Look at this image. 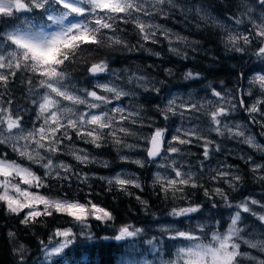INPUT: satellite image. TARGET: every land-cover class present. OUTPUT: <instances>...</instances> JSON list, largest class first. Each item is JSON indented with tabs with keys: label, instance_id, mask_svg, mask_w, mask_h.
I'll use <instances>...</instances> for the list:
<instances>
[{
	"label": "snow or ice",
	"instance_id": "6c2138e0",
	"mask_svg": "<svg viewBox=\"0 0 264 264\" xmlns=\"http://www.w3.org/2000/svg\"><path fill=\"white\" fill-rule=\"evenodd\" d=\"M145 3L146 0H137V4ZM176 4L178 0H161L159 7L151 5L143 10L131 8L126 11L124 0H0V146L9 147L20 158L31 163L35 161L48 173L41 177L31 167L0 152V202L6 205L8 212L17 215L27 209L22 220L25 224L35 222L41 216L48 217V209L51 208L55 213L71 218L74 226H78L79 231H74V227H57L47 242L40 241L41 250L51 258L48 261L50 264H105L103 258L97 256V251L106 245L95 242L98 237L90 229V219L114 230V234L103 237V241H131L133 245L142 242L148 245L145 251L152 252L156 257L154 260L132 259L127 264H157V260L158 264H241V242L249 249L264 246V227L253 224L249 229L245 224V214H250L264 226V212L253 208L259 206L264 210V202L247 197L233 205L224 188L215 187L210 191L199 183L201 177L196 172L191 168L184 171V165L178 163L177 159L182 160L185 156V150L179 146L202 141L199 146L203 148V160L199 163L203 174L205 161L211 155V146L215 145L217 152L221 150V145L204 133L205 127L210 129L208 133H215L219 137L231 135L239 143L264 154V145L257 142L256 136L247 130L246 125L229 121L230 114L240 108L249 114L253 124L264 129V68L259 71L250 69L254 72L251 76L241 70V78L247 84L237 88L235 93L217 90L212 83L205 86L206 96L201 99L193 100L190 96L185 100L168 92L161 96L160 103L153 106L165 125L156 126L153 118L148 117L146 126L152 131L140 135L128 125L145 126L142 115L144 105L134 102L136 91L116 82L123 78L118 70L110 69L108 59L95 60L86 67L85 72L91 78L92 87L80 86L79 80L69 72L70 68L81 63L80 53L104 49L105 41H112L115 50L151 51L144 43L139 44V49L136 45H130L123 35L126 29L121 25H134V31L141 41L157 44L160 42L158 36H162L168 42L170 52L181 51L175 44H188V37L172 32L163 24L153 25L157 16L168 19ZM210 7L202 2L196 10L211 20ZM235 7L239 15L233 13L228 16V24L234 21L236 26L243 24L244 29L237 31L227 26L225 35L220 37L225 51L245 54L251 51L264 64V0H238ZM133 20L137 22L133 24ZM193 44L195 52L201 50L198 47L200 43L193 41ZM83 62L89 63L87 60ZM103 74H108L112 79H101ZM189 79L199 80L201 73H190ZM16 81L26 88L23 104L12 92V85ZM126 83L135 84L143 92L160 95L162 87L157 85H163L165 81L133 72L127 76ZM208 92L215 99H208ZM237 94L253 98V102L248 105L245 99H239L238 104L233 103ZM122 98L132 99L126 106ZM114 101L119 103L114 104ZM29 111L34 113L31 128L25 126V116ZM196 113H202L206 119H201L200 125L175 127L171 139H168L171 117L179 115L182 121L200 119L195 116ZM70 130L77 139L96 148L110 141L118 147L137 149L141 147L140 144H128L124 137L134 136L143 140L147 145L143 148L146 159H138L135 163L141 168L146 163L156 165L158 170L153 173L152 185L159 186L165 199L171 192L173 200H185L186 188H203L204 196L209 200L218 196L226 209L235 207L236 211L229 212L225 219L222 211H213L219 208L216 203L207 209L212 213L208 217L204 216L206 206L202 204L173 206L167 212L171 220L161 222L154 219L159 225L160 236L145 240L146 230L142 227L132 223L119 227L108 224L114 220L113 214L91 199L86 203L65 198L50 200L46 195L31 191L32 188H41V179L67 181L70 174L82 184H88L87 174L74 172L72 165L55 159L63 152L64 142L73 140ZM261 135H264V131ZM68 154L82 165L100 163L95 157H90L86 149L74 145ZM120 158L125 161L129 159L123 155ZM239 158L249 165L254 178L264 183V162H256L251 155H241ZM157 160L160 162L157 163ZM103 166H108L107 161L103 162ZM213 172L215 174L210 175L209 179L222 181L232 191H236L243 179L233 170V165L227 163H220ZM98 179L106 180L110 186L114 184L124 191H127L128 185L141 188L135 174L118 172L112 177L101 176ZM137 200L147 207V201L139 196ZM41 205L42 209L39 207ZM152 215L155 218V213ZM218 215L220 219H217ZM196 219L214 223H198L194 227L189 223V227L184 228L185 221ZM165 236L166 241L163 239ZM80 237L93 242L81 246L77 243ZM136 255L143 256V253Z\"/></svg>",
	"mask_w": 264,
	"mask_h": 264
},
{
	"label": "trees",
	"instance_id": "16d2710c",
	"mask_svg": "<svg viewBox=\"0 0 264 264\" xmlns=\"http://www.w3.org/2000/svg\"><path fill=\"white\" fill-rule=\"evenodd\" d=\"M183 0H178V3H182ZM193 3H197L198 0H192ZM204 3L211 5L209 8L212 19H218L221 21H227V17L233 13H237L235 4L238 0H203ZM239 13H237L238 15ZM191 19V16H190ZM211 19V20H212ZM211 20L207 24L204 21H197L201 24L200 28L194 27L189 21L184 20L183 15L179 9H173L168 19L157 16L153 22L163 24L166 28L172 32L178 33L182 36L188 37L189 40H198L201 50L193 52L190 48H184L179 42H176L175 46L179 47L182 51H187L188 58L180 59L169 51V45L162 36H158L159 43L152 44L151 42L141 41L140 37L136 35L134 31V25H121L125 28L123 33L124 38L130 45H136L139 49V44L144 43L145 47L151 49V51L159 52L160 56L150 55L143 49L136 51L125 50H107L98 49L93 52L80 53L81 63L76 64L73 68L69 69V72L79 80L80 86L92 87L91 78L86 75V67L90 66L91 62L95 60L105 58L109 60L110 69L118 70L121 77V81L117 83H123L126 88L136 91L137 95L134 102L144 105L142 115L145 118V126L141 127L137 125H128L132 131L140 134H150L152 129H149L146 125L149 122L148 117H152L156 126H164L165 122L163 118L153 108L155 104L160 103L161 96L166 95L168 92L175 93L177 91L182 92L186 90H195L196 94H200L201 90H205V86L208 83H212L217 90H229L230 93H235L237 88L246 86L247 81L241 78V70L248 75L254 73L250 69H260L263 64L255 56L251 54V51L245 53H235L225 51L224 45L220 40L221 36L225 35L224 31L216 28L213 29ZM228 22V21H227ZM243 25V24H242ZM95 47V46H92ZM87 60L89 63L85 64L83 61ZM171 69L174 73L173 76L165 75V69ZM191 69L195 72L201 73V79L193 81H182L181 75L186 70ZM127 70V71H125ZM147 75L154 78L157 81H165L163 85H157L162 87L160 95L155 93L143 92V89H137L135 84L127 85V76L131 73ZM101 79H112L108 74H103ZM76 80L73 82L75 83ZM223 82V83H221ZM98 93L99 89H96ZM12 92L17 100L23 104L24 94L26 93L25 86L21 85L19 81H16L12 85ZM237 104L239 99H245L248 105L250 104V98L236 95ZM132 98H122L125 104H129V100ZM201 114V113H198ZM178 116V115H177ZM177 116L171 117L170 130L167 133L172 132V126L176 123ZM34 113L29 111L25 116V126L32 127V119ZM204 119H206L204 117ZM229 119H237L255 130L257 136H259L264 129H261L259 125L253 124L249 120V114L243 109L238 108L235 113H231ZM200 119L196 121L200 124ZM203 127V125H202ZM204 133L209 135L216 143L221 145L219 152L215 151V145L211 146V155L208 161H205V167L203 174H201V166L199 161L203 160V148L199 146L201 142H194L191 145H181L185 150V156L180 161L184 168H191L196 172L199 177V183L205 185L210 191L213 189L214 183H210L208 172H212L210 169L213 164L227 163L233 165V170L237 171L242 176V182L237 185L236 191H232L227 185L220 183L219 187L225 189L229 195L230 202L235 205L239 201L244 200L247 197L261 200L264 202V183L257 181L249 169V165L245 164L244 160H241L238 155L244 156L251 155L256 162H264V154L254 151L249 148L248 145L239 143L236 139H227V137H219L215 133H208L206 127ZM73 140L71 142L65 141L64 150L58 154L55 159L63 160L73 166V171L80 174H87L89 177L88 184H82L75 176L70 174V179L67 181L55 180L52 178H45L46 183L49 185L47 188H41L40 192L45 195H55L57 197L65 199H75L82 203H86L91 199L94 203L99 204L101 207L109 210L114 220L109 221L108 224H114L119 227L125 223H132L138 227H142L146 230L145 237L160 236L157 230L152 229V225H157L154 222L159 220L161 222L172 219L167 216V212L173 206H189L191 204H202L205 210L211 208L212 204H219L218 209L213 211H222L225 214L227 210L224 207L223 201L220 197L214 196L209 200L204 196V189H192L190 187L185 189L184 195L187 197L185 200H173L172 193H168V198L165 199V194L160 191L159 186L153 187V173L156 168L152 163H146L143 168L132 163L134 159H146L143 151L144 147H147L143 140H139L134 136H126L124 140L128 144H140L141 147L137 149H128L113 145L110 141L104 143L101 148H96L92 144H85L83 140H79L75 137V133L71 132ZM76 148L86 149L90 157H95L100 163H90L88 165L79 164L70 154L69 150L72 146ZM0 152L6 153L11 159L17 160L24 166L31 167L37 175L43 177L44 169L37 164H32L26 159L20 158L16 153L12 152L7 146H0ZM127 156V161L121 160L120 156ZM107 161L108 166L104 167L103 162ZM120 168H126L133 171L135 176L139 178L141 182V188H135L131 185L127 186V191L121 190L118 186L109 185L106 180H100L98 177H109L113 175ZM91 185V187H89ZM131 193V194H129ZM180 195V194H177ZM139 196L142 200L147 201V207L142 205L138 200ZM259 212L264 210L259 209ZM155 213V218L153 217ZM24 212L19 215L11 213L8 214L6 205L0 202V264H13V259L10 252V245L8 244L7 232L14 231L18 234V239L27 244L31 249L29 264H34V259H40L42 257L40 241H48V237L54 232L57 227H74V231H79L78 226H74L71 218L53 212L52 216L38 217L36 223L25 227L19 223L20 219H23ZM248 219L251 218L250 214H245ZM220 219V216H217ZM189 221H185L184 227H186ZM90 229L94 235L98 237L97 243L103 242L105 247L97 251V256L102 257L105 264H121L122 261L129 258H144L137 256V253H142L139 249L131 251L133 248L128 243L116 242V241H103L105 236H112L114 230L107 227L106 224H102L99 221L93 219L89 220ZM260 224V223H259ZM261 225V224H260ZM262 226V225H261ZM165 241L167 237L163 238ZM93 241H86L84 237H80L77 241L79 245L84 243H92ZM111 245V246H107ZM55 259V258H54ZM50 264V262H48ZM67 264V262H66Z\"/></svg>",
	"mask_w": 264,
	"mask_h": 264
},
{
	"label": "clouds",
	"instance_id": "9594fccd",
	"mask_svg": "<svg viewBox=\"0 0 264 264\" xmlns=\"http://www.w3.org/2000/svg\"><path fill=\"white\" fill-rule=\"evenodd\" d=\"M161 2V0H146L145 4H137V0H124V6L126 11L131 9V8H138L140 10H143L144 7H150L151 5H156V7H159V3ZM203 0H198L197 3H193L192 0H183L182 3H178L176 5H173V8L175 9H179L181 14L183 15L184 20L189 21V23L193 24L194 27L196 28H200L201 24L198 23L197 21H204L205 24L208 23V19L205 18L201 13L197 12V6L202 3ZM239 15V14H238ZM191 16V19H190ZM137 21L133 20V24H135ZM212 23V27L213 29H220L221 31H225L227 28V25L225 24V22L218 20V19H212L211 20ZM156 23L153 22V25H155ZM193 41L200 43V41L198 40H190L188 44H181L184 48H190L193 52H195L194 49V44ZM104 49L107 50H115V45L113 44L112 41H105L103 44ZM150 55L153 56H160L159 52H154V51H147ZM174 55L178 56L180 59H185V57H188V53L187 51H179V52H171ZM165 75L167 76H173L174 73L171 69H165L164 70ZM190 73H195V71L188 69L185 72L182 73L181 75V79L182 81H190L189 79V74ZM146 90V89H145ZM215 107V106H214ZM238 125H242L240 122H236ZM206 131H210V129H206ZM227 139H234V137H232L231 135H226ZM9 140H14L15 137H11V138H7ZM121 159V158H120ZM122 160V159H121ZM138 159H134L132 160L134 164L135 161ZM33 164H36L35 161L32 162ZM41 168H43L41 166ZM44 169V168H43ZM48 173L46 172V170L44 169V176H47ZM55 175V174H53ZM49 185L46 183L45 179H41V188H47ZM48 199L50 200H56V199H63L61 197H57L55 195H48L47 196ZM49 212V217L53 215L54 210L49 208L48 209ZM8 214L10 215L11 213L8 212ZM115 219V218H114ZM23 219H20L19 223L21 225H24L25 227H29L33 224L36 223L33 221H30L28 223H22ZM18 234L17 232L14 231H8L7 232V238H8V244L10 245V252H11V256L13 259V264H29L30 261V253H31V249L28 247L27 244L21 242L18 238ZM247 246V245H246ZM254 250H256L257 252L264 254V246H257L255 248H252ZM42 252V257L40 259H34V264H42V261L44 262V264H47V262L51 259L47 253H43V250H41ZM241 257L244 261H248V262H252V264H264V259L252 255L250 252H242L241 253Z\"/></svg>",
	"mask_w": 264,
	"mask_h": 264
},
{
	"label": "rangeland",
	"instance_id": "374dc122",
	"mask_svg": "<svg viewBox=\"0 0 264 264\" xmlns=\"http://www.w3.org/2000/svg\"><path fill=\"white\" fill-rule=\"evenodd\" d=\"M223 22H225V24L228 26V27H230V28H234L235 30H237V31H243V29H244V25H239V26H236L235 24H234V21L232 22V24L231 25H229L228 24V22L227 21H223ZM245 23H247V21H245ZM261 68H264V64L262 65V67ZM260 68V69H261ZM260 69H257V71H259ZM254 73H251L249 76H251V75H253ZM172 93V92H171ZM197 93V91H195V90H186V91H182V92H179V91H177V92H175V93H172V94H174V95H178V96H180V97H182L183 99H185V100H187V99H189V97L191 96V98L193 99V100H196V99H201V98H205V96H206V92H205V90H201V93L200 94H196ZM107 95H111V94H107ZM207 98L208 99H215V98H213V97H211V94H210V92H208L207 93ZM253 102V98H250V104ZM116 103H119V102H116V101H114V104H116ZM123 103H124V105H128V104H125V101H123ZM233 103H237V98H235L234 100H233ZM238 110V109H237ZM236 112V111H235ZM235 112H233V113H235ZM195 116H197V117H200L201 119H204V117H203V115H202V113L201 114H198V113H196L195 114ZM177 121H176V123H174L173 125H171L172 126V131L175 129V127H177V126H183V127H192L193 125H200L199 124V122H197L196 120H191V121H182L181 120V118L179 117V115L177 116ZM229 121L231 122V123H236V122H240L242 125H246L247 126V130L251 133V134H253V135H255L256 136V139H257V142L258 143H260V144H262V145H264V135H259V136H257L256 135V133H255V130L253 129V128H251L248 124H246V123H244V122H242V121H240V120H237V119H229ZM200 123H201V120H200ZM202 126V125H201ZM263 131V130H262ZM171 134H172V132L171 133H169V136H167L168 137V139H171ZM241 155H243V154H241ZM240 154L238 155V157L239 156H241ZM177 159H178V163H181L180 161V158L179 157H177ZM160 161L159 160H157V163H159ZM155 165V164H154ZM218 165L219 164H213V166H212V168L210 169L212 172H208V174H210V175H214L215 173L213 172V169H216L217 167H218ZM155 167H156V165H155ZM158 169H157V167L154 169V172L155 171H157ZM184 171H188V169H186V168H184L183 169ZM118 172H124V173H127V174H129V175H131V174H134V172L133 171H130V170H128V169H126V168H120L119 170H117L115 173H113V175H111V176H109V177H112V176H114L116 173H118ZM210 183L212 184V183H214V185H213V188H215V187H219V186H217V185H219L220 183H222V181H212V180H210ZM224 185H226V184H224ZM23 187H27L26 185H24ZM41 189V188H40ZM40 189H36V188H32V189H30L31 191H34V192H39L40 194H42L41 192H40ZM43 195H45V194H43ZM47 196V195H46ZM243 201V200H242ZM239 202H241V201H239ZM238 202V203H239ZM41 209L43 208V206L41 205V206H39ZM180 207H182V206H180ZM7 208V207H6ZM253 208L256 210V211H258L259 212V206H253ZM28 210L27 209H25L24 210V213H26ZM236 211V209H235V207H233L232 209H228L227 210V213L225 214V219H227V217H228V214H229V212H235ZM212 213H210V212H208L207 210H205L204 211V216L205 217H208V216H210ZM193 215H197V214H193ZM218 219V218H217ZM169 220H171V219H168V221ZM198 223H205V224H211V223H214V222H210V221H208V220H202V219H196V220H192L191 222H190V224H191V226L192 227H194L196 224H198ZM260 222L258 221V220H256L254 217H252L251 216V218L250 219H246V221H245V224H247L248 225V227H249V229H251V226L253 225V224H255L257 227H264V226H261L260 224H259ZM187 226L186 227H184V228H188L189 227V225L188 224H186ZM241 227H244V224H241L240 225ZM218 227V226H217ZM226 227V226H225ZM159 228V225L157 224V225H152V229L153 230H157ZM55 231V230H54ZM153 236H151V237H143V239H151ZM169 243H171V242H169ZM129 246L130 247H132L133 249L131 250V251H134V250H136V249H139L140 251H142V253H143V256H141V257H144V258H140V259H138V260H144V259H147V260H154V259H156V257L154 256V254L152 253V252H150V251H145L147 248H148V245H146V244H144V243H142V242H137V243H135L134 245L132 244V242L130 241L129 243ZM241 251L242 252H250L252 255H255V256H258V257H260V258H262V259H264V254H261V253H259V252H257L256 250H254V249H249L246 245H244L242 242H241ZM163 254V253H162ZM133 258H129V259H126V260H124V262H125V264H127V262L128 261H130V260H132ZM134 259H136V258H134ZM47 264H49L48 262H47ZM157 264H158V260H157ZM241 264H252V262H248V261H244L243 259H241Z\"/></svg>",
	"mask_w": 264,
	"mask_h": 264
},
{
	"label": "bare ground",
	"instance_id": "6f19581e",
	"mask_svg": "<svg viewBox=\"0 0 264 264\" xmlns=\"http://www.w3.org/2000/svg\"><path fill=\"white\" fill-rule=\"evenodd\" d=\"M145 156H146V153H145Z\"/></svg>",
	"mask_w": 264,
	"mask_h": 264
}]
</instances>
